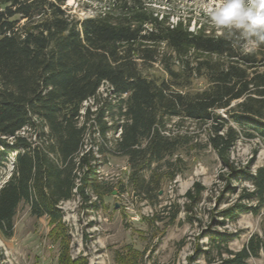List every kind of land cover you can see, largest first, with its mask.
Wrapping results in <instances>:
<instances>
[{"label":"trees","instance_id":"obj_1","mask_svg":"<svg viewBox=\"0 0 264 264\" xmlns=\"http://www.w3.org/2000/svg\"><path fill=\"white\" fill-rule=\"evenodd\" d=\"M108 1L80 18L66 0H0V176L13 158L0 184V234L13 236L22 202L33 216L63 225L62 201H102L113 188L100 178L95 153L125 156L135 189L149 197L162 164L172 167L171 179L181 172L168 158L180 144L168 128L173 119L209 124V144L232 170L228 179L241 173L253 185L243 197L264 209V165L249 173L231 160L241 136L264 143V45L245 51L240 33L218 31L210 20L191 29V19L171 21L153 0ZM198 79L206 86L194 90ZM103 84L116 101L99 100ZM88 132L97 134L90 146ZM195 189L187 192L193 202L203 187ZM248 209L236 204L225 215ZM217 242L228 238L211 237L205 253L220 249ZM262 244L255 236L226 262L241 264Z\"/></svg>","mask_w":264,"mask_h":264},{"label":"rangeland","instance_id":"obj_2","mask_svg":"<svg viewBox=\"0 0 264 264\" xmlns=\"http://www.w3.org/2000/svg\"><path fill=\"white\" fill-rule=\"evenodd\" d=\"M108 2L66 0V7L72 14L85 18L95 15ZM219 2L153 0L151 5L170 12L171 21L191 19L190 28L195 29L199 23L210 20L206 10ZM209 25L213 26L211 22ZM158 70L156 66L154 71L159 73ZM205 86L206 81L198 79L192 88ZM100 94V101H116L107 84L102 85ZM93 102V99L85 101L81 112ZM220 113L227 116L225 110ZM168 128L180 136L179 149L168 156L170 163H176L181 169L175 179L170 177L172 167L162 164L155 173L160 179L159 185L145 197L130 180L131 170L125 156L95 153L100 178L109 183L112 192L102 201L94 195L90 201L79 195L62 201L59 207L64 214L63 225L54 224L45 216H33L30 206L22 202L15 217L13 236L6 239L0 234L3 252L0 264L69 261L75 264H237L226 261L236 259L255 236L263 240L260 251L241 264H264V209H257L256 201L243 197L253 190V185L241 173L237 179H228L232 170L223 166L209 144V124L173 119ZM21 133L29 135L27 129ZM96 136L88 132L86 143L93 144ZM117 136L118 133H110L108 137ZM231 160L235 169L254 173L264 165V143L257 137L241 136L232 149ZM12 163L11 156L2 170L0 184L7 179ZM196 183L203 190L193 202L187 192H195ZM240 203L254 209L238 212L235 217L225 215L226 210ZM218 234H224L228 242H217L220 249L205 253L211 250V237Z\"/></svg>","mask_w":264,"mask_h":264},{"label":"clouds","instance_id":"obj_3","mask_svg":"<svg viewBox=\"0 0 264 264\" xmlns=\"http://www.w3.org/2000/svg\"><path fill=\"white\" fill-rule=\"evenodd\" d=\"M206 11L218 31H235L248 41L245 51L264 45V0H220Z\"/></svg>","mask_w":264,"mask_h":264},{"label":"built area","instance_id":"obj_4","mask_svg":"<svg viewBox=\"0 0 264 264\" xmlns=\"http://www.w3.org/2000/svg\"><path fill=\"white\" fill-rule=\"evenodd\" d=\"M108 85V84H107ZM100 176V175H99Z\"/></svg>","mask_w":264,"mask_h":264}]
</instances>
